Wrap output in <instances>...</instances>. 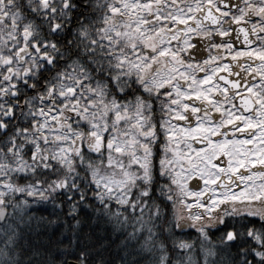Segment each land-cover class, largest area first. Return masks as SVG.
<instances>
[{
	"label": "snow or ice",
	"instance_id": "1",
	"mask_svg": "<svg viewBox=\"0 0 264 264\" xmlns=\"http://www.w3.org/2000/svg\"><path fill=\"white\" fill-rule=\"evenodd\" d=\"M0 264H264V0H0Z\"/></svg>",
	"mask_w": 264,
	"mask_h": 264
}]
</instances>
